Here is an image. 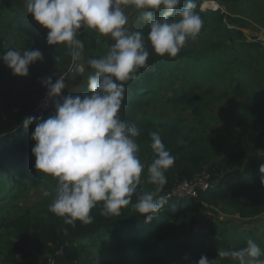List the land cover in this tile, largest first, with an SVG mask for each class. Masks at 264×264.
Returning <instances> with one entry per match:
<instances>
[{"label":"trees","instance_id":"16d2710c","mask_svg":"<svg viewBox=\"0 0 264 264\" xmlns=\"http://www.w3.org/2000/svg\"><path fill=\"white\" fill-rule=\"evenodd\" d=\"M195 3V10L203 18L204 12L199 8L198 2ZM182 6L183 0L180 7ZM213 13L215 12H210ZM224 17L226 15L221 14L215 20L221 23ZM132 29L143 31L145 36L149 30L140 21ZM47 31L27 12L13 7L8 0H0V46L7 44L8 50L38 49L43 55V60L29 65L26 76L13 74L0 59V88L12 89L28 81L36 82L58 71L68 57L69 49L65 44L49 45L46 41ZM211 31L218 37V41H212L214 52H222L226 57L225 68L231 69L229 84L232 93L243 100L240 111L227 118H217L225 126L231 123L236 125L235 145L225 148L215 140L213 134L184 135L180 130L183 122L180 118H169L157 123L141 121L136 124L140 130L136 140L143 143L141 151L145 179L133 195L132 204L136 203L140 194L156 187L149 182L147 172V165L156 156L151 147L150 133L158 132L162 142L175 156L173 166L165 172L167 183L158 193L167 202L153 219L145 222V217L132 204L122 208L119 216H104L101 214L102 203H98L90 212L92 223L83 224L77 220L72 225L66 224L64 218L53 213L48 205L39 209V218L31 211L28 215L20 214L13 219L1 216L0 228H10V234L16 240L13 243L8 241V245L22 252L26 250L36 258L46 251L54 252V247L56 249L62 246L63 253L57 257V264H113V258L106 252L104 238L115 239L119 246L120 240L125 237L136 240L132 243L154 241L153 244L161 246L167 256L180 262L186 258L198 261L203 255L209 260L215 259L219 264H237L235 260L221 258L217 253L221 250L239 249L245 246L247 239H253L264 249V216L260 219L259 233L250 227H222L219 222H225V219L215 214L217 219L212 221L206 216L214 208H219L226 214L237 215L243 220H251L264 213V172L260 170L264 165V130H261L264 122V40L256 36L248 39L239 28L217 26ZM93 35L85 31L80 34L83 63L88 70L92 69L87 61L102 57L113 43L110 37L95 31ZM146 47L150 53L148 67L140 68L136 78L125 84L122 107L127 106L133 97L144 94L149 70L165 57L155 54L150 44H146ZM3 54L0 51V56ZM242 68L252 73L253 91L262 94L261 100L242 89L241 80L236 74ZM74 83L80 87L73 93L61 95H76L87 91V80L81 76H76ZM184 100L193 115L201 120V98L196 94H189L184 96ZM54 101L48 110L32 111L28 117L47 118L54 113ZM34 127L35 124H30L27 128L20 127L0 137V201L8 198L9 194L3 191L6 187L13 190L18 175L30 177L35 171V157L31 152L35 141L30 138ZM203 171L208 172L211 179L215 180L210 189L199 191L195 199L167 197L176 180H192ZM56 184L57 182L55 187ZM175 230H182L183 234L178 235ZM130 261L122 260L121 264H129ZM10 264L24 263L14 260Z\"/></svg>","mask_w":264,"mask_h":264},{"label":"clouds","instance_id":"9594fccd","mask_svg":"<svg viewBox=\"0 0 264 264\" xmlns=\"http://www.w3.org/2000/svg\"><path fill=\"white\" fill-rule=\"evenodd\" d=\"M25 9L35 22L46 28L49 45L65 44L73 60H79L83 43L78 38L83 26L113 43L100 58L87 61L92 71L87 76V91L62 96L67 87L66 75L42 78L54 101V113L47 118L27 117L22 126L35 124L31 149L37 171L56 178L57 184L50 210L64 218L66 224L93 222L91 210L102 203L101 214L119 216L121 209L132 204V197L141 183L145 164L139 158L140 135L137 126L120 118L125 100V84L136 78L140 68L148 67L152 51L175 58L189 39L202 30L203 18L195 11V0H24ZM131 5L140 12V22L148 27L147 36L129 25L124 7ZM15 75L26 76L29 65L43 60L42 52L28 48H11L0 56ZM156 156L147 165L148 180L156 185L144 192L132 206L145 217L153 219L167 202L159 196L167 183L166 170L175 156L162 142L158 132L150 133ZM264 172V165L260 169ZM48 196L50 193L44 190ZM221 258L237 264H264V249L253 239L245 246L221 250ZM194 264H217L201 256Z\"/></svg>","mask_w":264,"mask_h":264},{"label":"rangeland","instance_id":"374dc122","mask_svg":"<svg viewBox=\"0 0 264 264\" xmlns=\"http://www.w3.org/2000/svg\"><path fill=\"white\" fill-rule=\"evenodd\" d=\"M195 1L205 14L203 27L206 29H202L194 40L189 39L175 58L165 54L164 59L149 70L144 94L133 97L127 106L121 108L119 115L129 124L134 123L135 125L141 121L157 123L169 118H180L183 120L180 130L184 135L213 134L215 140L223 147H233L237 142L236 125L231 123L225 126L219 123L217 118H227L240 111L243 108V100L232 93L229 84L231 69L225 68L226 57L222 52H214L212 41H218V37L211 29L215 30L217 26L239 28L248 39L256 36L264 40V0ZM8 2L20 8L23 7L22 4H25L22 0H9ZM207 6L214 9L217 6V8L210 10ZM124 11L128 15L130 28L140 21V12L133 6H125ZM211 11L215 13L210 14ZM221 14H225L226 17L223 18V22L217 23L215 19ZM84 31L94 36V30L83 26L78 36L79 39ZM0 51L5 54L8 51L7 44L0 46ZM69 57L72 59L70 51ZM81 61L80 59L73 60L72 65L65 64L51 75L53 82L60 74L66 75L67 87L62 90L61 94L73 93L80 87L74 83L76 76L87 80L92 70H88ZM76 63L83 67L81 75H77L73 70ZM236 74L241 80L242 89L253 93L255 98L261 100L262 94L256 90L253 91L252 73L242 68ZM47 93L48 89L43 85L42 79L36 82L28 81L12 89L0 88V137L23 127L22 121L28 117L30 112L48 110L50 105L42 108L44 105L41 104ZM189 94H196L201 98V120L193 115L191 108L184 100V96ZM261 126V130H264V122ZM137 143L140 146L138 155L142 162L144 160L141 151L143 143L138 141ZM144 179L145 175L142 173L141 182ZM55 182H57L56 178L36 169L30 177L18 175L13 190L6 187L3 191L9 195L6 200L0 201V217L13 219L20 214L28 215L29 211L36 217H41L39 209L50 206L53 202ZM44 190L50 194L45 196ZM215 214L226 220L219 222L222 227L247 228L250 226L256 233L260 232V219L264 216L263 213L251 220H243L237 215L223 213L219 208H214V211L208 212L206 216L216 221ZM9 230L11 229L7 227L0 228V264H10L14 260L24 264H45L46 257L51 254L50 251L44 252L39 258L30 255L26 250L19 251L18 248L8 245V241L16 242ZM175 233L182 235L183 231L175 230ZM134 241L136 240L131 237H125L120 240L119 246L115 239H103L106 252L110 258H113V264H121L122 260H131L129 264H194L195 262L192 258H186L182 262L170 258L161 246L153 244L154 241L132 243Z\"/></svg>","mask_w":264,"mask_h":264},{"label":"built area","instance_id":"2783aa9c","mask_svg":"<svg viewBox=\"0 0 264 264\" xmlns=\"http://www.w3.org/2000/svg\"><path fill=\"white\" fill-rule=\"evenodd\" d=\"M217 8V6H215ZM210 10H215L211 6H207ZM56 98H50L48 94L42 99L44 106L46 108L49 106ZM215 183V180H212L209 173L206 171L201 172L199 175L194 177L192 180H176L171 190L168 192V198H187L195 199L198 195V192L201 190L210 189ZM63 253V247L59 246L55 249L54 252H51L46 259L45 264H57V257L61 256Z\"/></svg>","mask_w":264,"mask_h":264},{"label":"crops","instance_id":"0c3cea01","mask_svg":"<svg viewBox=\"0 0 264 264\" xmlns=\"http://www.w3.org/2000/svg\"><path fill=\"white\" fill-rule=\"evenodd\" d=\"M8 1H9V0H8ZM22 1H24V0H22ZM24 3H25V2H24ZM20 5H21V4H20ZM22 6H23V7H21V8L18 7V6H16V5H14L13 7H15V8L19 9V10H22V11H24V12H26L25 4H22ZM72 59H73V58H72ZM72 59H70L69 54H68V57H67V58L63 61V63L61 64V67L65 66V64H69L68 66L72 65V63H74ZM80 60H82L81 63L84 62V52H83V50H82V52H81ZM61 67H60V68H61ZM60 68H59V69H60ZM248 227H250V226H248Z\"/></svg>","mask_w":264,"mask_h":264},{"label":"water","instance_id":"95a60500","mask_svg":"<svg viewBox=\"0 0 264 264\" xmlns=\"http://www.w3.org/2000/svg\"><path fill=\"white\" fill-rule=\"evenodd\" d=\"M74 72H76L77 75H81L83 71V67L81 64L76 63L73 68Z\"/></svg>","mask_w":264,"mask_h":264}]
</instances>
